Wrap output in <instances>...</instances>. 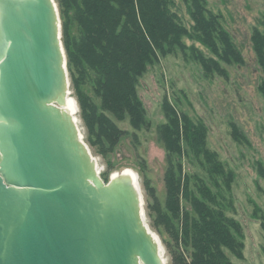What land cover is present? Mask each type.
Segmentation results:
<instances>
[{
  "label": "water",
  "instance_id": "water-1",
  "mask_svg": "<svg viewBox=\"0 0 264 264\" xmlns=\"http://www.w3.org/2000/svg\"><path fill=\"white\" fill-rule=\"evenodd\" d=\"M68 94L56 0H0V264H167L139 182L101 178Z\"/></svg>",
  "mask_w": 264,
  "mask_h": 264
},
{
  "label": "trees",
  "instance_id": "trees-1",
  "mask_svg": "<svg viewBox=\"0 0 264 264\" xmlns=\"http://www.w3.org/2000/svg\"><path fill=\"white\" fill-rule=\"evenodd\" d=\"M182 1L190 27L177 0H58L67 67L92 146L108 152L127 134L111 116L129 117L135 129L149 125L138 94L139 80L162 57L182 54L198 63L206 78L227 76L226 66L245 65L222 15L213 12L206 0ZM252 43L264 74V32L255 28ZM87 82L93 83L100 105L83 90ZM164 111L166 123L158 127V135L169 157L167 197L162 204L152 189L154 202L148 204L152 225L170 250V264H233L228 252L243 257V228L227 215L222 202L235 173L208 148L203 122L168 99ZM233 133L241 135L237 127ZM185 155L201 163L216 191L198 175L184 172Z\"/></svg>",
  "mask_w": 264,
  "mask_h": 264
},
{
  "label": "rangeland",
  "instance_id": "rangeland-1",
  "mask_svg": "<svg viewBox=\"0 0 264 264\" xmlns=\"http://www.w3.org/2000/svg\"><path fill=\"white\" fill-rule=\"evenodd\" d=\"M206 1L213 12L222 15L224 26L243 53L245 65L226 66L227 76L206 78L201 66L186 60L182 54L162 57L139 80L138 94L149 125L135 129L129 117L117 120L111 116L127 134L108 152L92 146L87 140L88 129L69 73L70 95L77 105L76 117L84 142L97 161L101 178L107 183L115 172L125 168L136 173L144 199L146 223L160 240L167 264L172 260L170 250L154 229L148 210L149 202H154L153 190L162 204L167 197L165 173L169 157L158 135V127L166 123L165 100L196 122H203L208 130V148L235 173L231 191H226L227 200L222 205L227 215L241 224L245 247L242 258L230 252L228 255L233 264H264V93L261 91L264 74L252 43L255 28L264 32V0ZM56 3L59 9L58 0ZM177 4L185 25L190 27L186 4L182 0H177ZM71 29L77 32L76 26ZM83 90L100 105L93 83L87 82ZM234 127L239 129L241 137L234 135ZM181 160L184 172L198 175L216 191L197 159L185 155ZM185 205L191 210L189 204L185 202ZM166 237L170 240L168 235Z\"/></svg>",
  "mask_w": 264,
  "mask_h": 264
},
{
  "label": "bare ground",
  "instance_id": "bare-ground-1",
  "mask_svg": "<svg viewBox=\"0 0 264 264\" xmlns=\"http://www.w3.org/2000/svg\"><path fill=\"white\" fill-rule=\"evenodd\" d=\"M62 108H63V110H65L66 112L71 114L73 117H76L77 105H76L74 98L70 94H68L65 97V105H63ZM121 173H123V174L121 175ZM122 176L127 177L129 179H134V180L137 179L136 173L133 170H131L130 168H125L121 172H115L112 177L114 179H116V178H119ZM137 181H138V179H137Z\"/></svg>",
  "mask_w": 264,
  "mask_h": 264
}]
</instances>
